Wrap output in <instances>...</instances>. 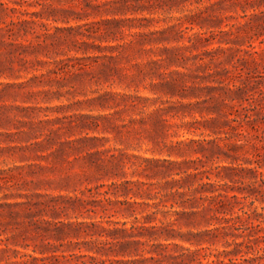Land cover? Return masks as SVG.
<instances>
[{
  "label": "rangeland",
  "instance_id": "rangeland-1",
  "mask_svg": "<svg viewBox=\"0 0 264 264\" xmlns=\"http://www.w3.org/2000/svg\"><path fill=\"white\" fill-rule=\"evenodd\" d=\"M45 1L59 10L57 18L60 21L53 23V26L58 28L54 30L56 37L63 40L57 58L62 62L39 71H0V118H3L0 120V172L5 171L8 176L11 175L19 185V188L10 191L0 189V203L23 201L26 199L14 196L22 194L31 197L35 193L56 198H74L83 197L82 192H86L87 198L88 189L125 179H101L99 175L96 177L90 160L84 159L89 151H110L135 155L141 160L145 158L176 162L197 158L206 162L203 157L206 154L213 158V161L207 163V168L221 165L237 169L230 175L232 181L227 179L232 188L229 189L231 195L242 196L240 189L251 191L253 188L264 194V177L259 175V172L264 174L263 29L257 27L251 33H261V37L253 41L259 54L249 64L255 72V78L249 82L245 74L232 81L229 77L234 73L219 75L218 72L223 68L233 70L232 64L238 59L236 49H248L247 42L243 47L221 45L220 30H216L218 39L206 42L205 45L185 48L190 46L187 38L151 35L173 25L174 18L188 13L187 6L180 7L179 4L172 3L174 11L169 12L168 0ZM259 10L264 11V4ZM229 15L238 17L243 13L240 8H236ZM239 21L244 22V19ZM228 23L234 24L236 20L225 21V24ZM228 29L223 25V30ZM197 31H200L198 27L193 32ZM142 34L150 35L152 41L147 39L144 42L140 36ZM240 35L246 36L242 31ZM241 44L244 43L241 41ZM220 47H232L234 50L223 52ZM166 48L179 49L175 50V54H179L176 59ZM110 57L116 59L111 60ZM165 81L176 85L175 97L165 95L163 88L152 86ZM242 83H245L248 93L254 95L251 97L252 102L259 110L251 113L250 121H245L244 112L238 107L240 103L236 102L223 107L220 111L222 115L219 116L211 98L223 95L219 90L221 86L230 84L233 88V84ZM109 93L116 95L117 100L109 98V103L103 106L100 97ZM122 96L140 97L139 107H130V100L123 101ZM247 96L246 94L245 98ZM170 105H178L180 108L170 114L162 112L152 115L160 106L167 108ZM142 108L145 113H142ZM143 117L147 118L144 123L140 122ZM211 118H220L221 122L210 124L208 121ZM95 123L99 125L97 129L94 128ZM162 125L165 137H155ZM31 127H35L36 133L45 137L52 131H58V142L87 138L100 140L95 143L82 142L81 153L63 158L41 159L28 152L9 150V146H20L21 143L17 136L14 141H10L6 134L27 131ZM202 146L204 153H200ZM57 147L58 144L55 149ZM101 157L104 158V155ZM232 158H238V161H233ZM257 160L261 162V168L258 169ZM135 170L136 168L127 166V179L149 182V179ZM216 181L217 178L212 176V182ZM254 196L245 201L244 205L246 210L255 209L262 215L260 220L264 226V195L262 197L256 192ZM252 200L255 201L254 205H251ZM238 209L239 205H235V211ZM70 216L72 221H76L75 216H78L79 221L101 220L99 215L97 219H93L96 218L94 213L88 214L85 209L77 213L71 210ZM159 218H163L161 214ZM61 219L66 220V217L62 215ZM111 220L128 222V227L133 222V219H126L121 214L115 215ZM182 231L187 232L188 229L184 227ZM235 242L246 243L247 239H220L207 252L193 256L188 249L194 252L198 247L178 240L174 243L179 246L172 245L168 250L174 258L162 264H208L216 260L213 254L233 250ZM254 247H264V243ZM243 249L246 250V247L243 246ZM205 254L209 257H204ZM249 256L252 257V253Z\"/></svg>",
  "mask_w": 264,
  "mask_h": 264
},
{
  "label": "trees",
  "instance_id": "trees-1",
  "mask_svg": "<svg viewBox=\"0 0 264 264\" xmlns=\"http://www.w3.org/2000/svg\"><path fill=\"white\" fill-rule=\"evenodd\" d=\"M168 3L169 12L174 11L172 3H177L180 7L187 6L188 13L174 18L173 25L151 35L187 38L190 46L185 48H193L197 44L205 45L206 42L218 39L216 30H220L221 45L243 47L247 42L249 46L248 49H236L238 59L232 64L233 70L223 68L218 72L219 75L232 72L234 75L229 77L232 81L245 74L249 82L255 78V72L249 64L259 54L253 41L258 40L261 33H251L257 27L264 30V11L259 10L264 0H168ZM236 8H240L243 15H229ZM58 12V9L45 0H0L1 72L39 71L62 62L57 58L63 40L56 37L54 30L58 28L53 26V23L60 21L57 18ZM239 19H244V22ZM231 20H236V23L225 24V21ZM223 25L229 29L223 30ZM197 27L200 31L193 32ZM241 31L246 36H241ZM191 32L193 33L190 34ZM140 36L144 42L147 39L152 41L150 35ZM219 49L223 52L234 50L232 47ZM175 50L179 49L166 48L176 59L179 54H175ZM51 71L53 70H49ZM152 86L163 88L162 91L167 96L177 95L173 82L165 81ZM219 90L223 95L211 98L216 104L215 109L219 116L222 115L220 111L223 107H229L236 102L240 103L238 107L244 112L245 121H250L251 113L259 110L252 102L254 95L248 93L245 83L233 84V88L230 84L221 86ZM115 96L109 93L100 97L102 105H107L109 98L116 101ZM122 99L130 100L129 106L132 108H138L141 101L138 96H122ZM179 108L178 105L167 108L160 106L152 115L162 112L170 114ZM142 113H145L143 108ZM224 116L227 117L228 114ZM146 120L143 117L140 122L144 123ZM208 122L219 124L221 119L211 118ZM98 127L95 123L94 128ZM163 128L162 125L155 137H165ZM57 135L58 131H52L45 137L37 134L35 127H31L27 131L7 133L6 137L14 141L17 136L21 143L20 146H9V150L28 152L41 159L75 156L81 153L82 142L95 143L100 140L87 138L58 142ZM202 149L200 153H204L203 146ZM203 157L208 162L201 158L184 162L145 158L141 160L135 155L110 151L87 152L84 159L90 160L96 177L99 175L101 179H125L121 182L113 180L110 184L102 183L88 189L87 198L86 192H82L83 197L74 198H56L35 193L31 197L22 194L14 196L26 199L23 201L0 203V264H162L174 258L168 250L172 245L179 246L174 243L178 240L197 246L198 249L194 252L188 249L190 254L196 256L207 252L220 239L227 240L229 237H242L247 242H235L233 250L213 254L216 260L208 264H264V247H254L264 243V226L260 220L262 215L255 209L246 210L244 205L245 201L255 197L256 192L262 197L264 194L253 188L251 191L240 189L242 196L231 195L229 189L232 188L227 179L232 181L230 175L237 169L221 165L207 168V163L213 161V158L206 154ZM232 159L238 161V158ZM256 163L259 165L256 169L261 168V162L257 160ZM128 165L136 168L135 172H140L149 182L127 179ZM249 170L253 172L252 169ZM259 175L264 177L262 172ZM212 176L217 178L216 182H212ZM205 179L207 182H204ZM3 188L9 191L19 188L13 177L8 176L5 171L0 172V189ZM254 203L252 200L251 205ZM235 205H239L238 211H235ZM82 209L88 214L94 213L96 218L93 219H97L99 215L101 220L79 221L78 216H75L76 221H72L70 211L77 213ZM118 214L126 219H133L131 226L128 227V222L111 220ZM160 214L163 218H159ZM62 215L66 220L61 219ZM184 227L188 229L187 232L182 231ZM251 253L252 257L249 256ZM128 257L130 259L125 260ZM204 257L209 255L205 254Z\"/></svg>",
  "mask_w": 264,
  "mask_h": 264
}]
</instances>
